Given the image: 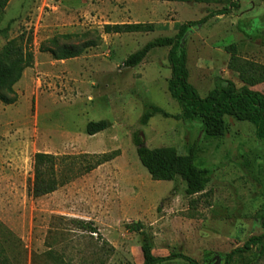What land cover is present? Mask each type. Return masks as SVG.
Returning a JSON list of instances; mask_svg holds the SVG:
<instances>
[{
	"label": "rangeland",
	"instance_id": "1",
	"mask_svg": "<svg viewBox=\"0 0 264 264\" xmlns=\"http://www.w3.org/2000/svg\"><path fill=\"white\" fill-rule=\"evenodd\" d=\"M236 0H9L0 11V48L11 38H31V67L14 84L16 99L0 101V240L12 264H53L49 250L69 264H142L140 244L147 235L155 256L182 253L200 264H223L224 255L262 232L264 143L254 126L224 116L225 132L204 133L200 118L139 117L145 101L170 114L180 111L167 90V48L151 50L138 65L123 60L147 41L173 35ZM223 14L187 28L182 38L187 79L203 97L215 86L244 83L228 67L235 45L238 64L264 66V1L237 0ZM152 23L149 32L104 33L105 23ZM101 40H97V34ZM58 35L62 42L94 39L81 55L56 60L39 51ZM264 94V82L251 87ZM105 119L94 135L88 121ZM138 132L149 147L172 146L178 154L196 150L194 164L209 171V181L189 205L185 183L152 180L132 142ZM54 156L64 184L33 197V155ZM94 168L98 155L112 153ZM198 197V198H197ZM91 221L98 236L80 230L75 220ZM139 221L141 230L127 224ZM112 250L101 249L102 241ZM264 264V255L244 256ZM158 264H186L176 258Z\"/></svg>",
	"mask_w": 264,
	"mask_h": 264
},
{
	"label": "trees",
	"instance_id": "2",
	"mask_svg": "<svg viewBox=\"0 0 264 264\" xmlns=\"http://www.w3.org/2000/svg\"><path fill=\"white\" fill-rule=\"evenodd\" d=\"M9 0H0V11L6 6ZM161 1V0H160ZM189 2L191 0H162ZM264 1V0H263ZM237 0L230 2L221 10L212 11L198 21H188L177 27L173 35L157 36L139 49L130 53L124 60L123 66L131 68L138 65L146 55L155 48H167V61L170 68V76L167 81V90L170 97L179 105L180 111L177 114H170L159 106L145 101L143 110L139 117V124L145 126L149 119L158 114L164 118L173 119H193L200 118L204 133L208 136L218 137L225 132L224 116H231L240 121H247L254 126V135L264 143V94L251 87L264 82V66L251 62H241L235 57V45L226 47L231 51L228 62L230 69L236 70L238 76L243 81L241 87H236L232 81H226L224 85L215 86L205 96L201 97L196 89L187 79L186 52L183 48L182 38L187 28L206 21L210 16L223 14L230 6L237 7ZM154 28L152 23L132 22V23H105L102 25L104 33L123 32H149ZM97 34V40L101 36ZM69 35H58L42 42L39 51L48 52L56 60H65L81 55L87 48L96 45L94 39H85L79 43L62 42L61 38ZM31 38L28 42H23V36L8 39L0 48V101L5 104L13 103L16 99L14 84L20 79L23 71L31 67L34 62V53L30 47ZM107 127L105 119L88 121L85 125V132L94 135ZM132 142L136 147V154L139 162L145 167L152 180L174 181L177 177L185 183L184 193L189 199V205L196 202L193 196H201L209 181V171L206 168L198 167L194 164V147H190L187 154H178L172 146L149 148L144 144L140 134L134 132ZM114 156L112 153L98 155L94 168L103 162L109 161ZM33 177L29 186V192L33 197H39L55 191L64 184L60 180L55 169V158L53 155L36 152L33 155ZM198 198V197H197ZM257 220L262 232L258 235L250 236L241 247L232 249L224 255L223 264H248L244 261V256L253 255L256 258L264 255V211H261ZM76 226L82 230L98 236V229L91 221L76 219ZM139 221L127 224V228L132 231L141 230ZM101 249L112 250L108 242L103 240ZM142 254V264H158L164 261L180 258L186 264H200L197 260L182 253H170L165 257L155 256L152 253V244L147 235H144L140 244ZM48 256L52 258L53 264L65 263L62 258L50 251ZM0 264H12L5 252L0 240ZM31 264H36L35 255L31 257Z\"/></svg>",
	"mask_w": 264,
	"mask_h": 264
},
{
	"label": "crops",
	"instance_id": "3",
	"mask_svg": "<svg viewBox=\"0 0 264 264\" xmlns=\"http://www.w3.org/2000/svg\"><path fill=\"white\" fill-rule=\"evenodd\" d=\"M143 1H148V0H143Z\"/></svg>",
	"mask_w": 264,
	"mask_h": 264
}]
</instances>
